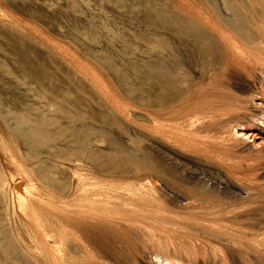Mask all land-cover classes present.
<instances>
[{"label":"rangeland","instance_id":"obj_1","mask_svg":"<svg viewBox=\"0 0 264 264\" xmlns=\"http://www.w3.org/2000/svg\"><path fill=\"white\" fill-rule=\"evenodd\" d=\"M263 101L264 0H0V264H264Z\"/></svg>","mask_w":264,"mask_h":264},{"label":"bare ground","instance_id":"obj_2","mask_svg":"<svg viewBox=\"0 0 264 264\" xmlns=\"http://www.w3.org/2000/svg\"><path fill=\"white\" fill-rule=\"evenodd\" d=\"M263 75V74H262ZM264 102V101H263ZM261 105V102H259L258 103V105ZM264 105V104H263ZM264 107V106H263ZM262 113V112H261ZM262 116H264V112H263V114H262ZM261 116V117H262ZM255 117V116H254ZM260 117V116H259ZM263 119H264V117H263ZM256 120V119H255ZM256 122L257 123H259V121H257L256 120ZM263 123V126L262 127H257L258 129H257V131H256V133H254V132H251L249 129H246L245 128V126L244 125H236V126H234L233 127V131H234V133L237 135V136H239V137H247V136H254L256 139H263V141H264V121H262ZM240 124V123H239ZM252 129V128H251ZM254 129V128H253ZM255 129H256V127H255ZM247 131H249V132H247ZM254 137H253V139H254ZM255 140V139H254ZM259 142H261V141H259ZM258 141H257V143H259ZM255 146H257V145H255ZM264 148V147H263ZM150 183V182H149ZM104 198V197H103ZM106 198V197H105ZM93 230V229H92ZM84 232V231H83ZM58 246V245H57ZM85 248V247H84ZM167 258V257H166ZM171 258V257H170ZM177 258V257H176ZM175 258V259H176ZM183 259H184V257H182ZM162 259V258H161ZM172 260V259H171ZM164 264H169V262L168 261H165L164 262Z\"/></svg>","mask_w":264,"mask_h":264}]
</instances>
